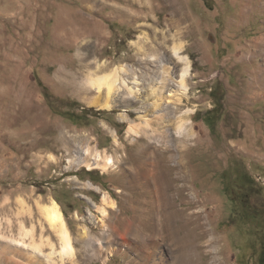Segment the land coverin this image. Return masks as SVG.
<instances>
[{"label": "rangeland", "instance_id": "obj_1", "mask_svg": "<svg viewBox=\"0 0 264 264\" xmlns=\"http://www.w3.org/2000/svg\"><path fill=\"white\" fill-rule=\"evenodd\" d=\"M145 35L163 52L182 40V101H164L180 93L171 77L159 107L84 102L82 61L129 65L142 95L160 81L157 63L137 61ZM108 157L107 168L89 165ZM53 199L74 249L52 264H264V0H0L1 230L18 235L25 208L40 240L38 205ZM4 242L0 264H39L2 254Z\"/></svg>", "mask_w": 264, "mask_h": 264}, {"label": "bare ground", "instance_id": "obj_2", "mask_svg": "<svg viewBox=\"0 0 264 264\" xmlns=\"http://www.w3.org/2000/svg\"><path fill=\"white\" fill-rule=\"evenodd\" d=\"M146 37L147 36L145 35L144 38H142L140 41L135 42L137 48V55L139 57L137 61H140V63L143 65L146 63L154 62L157 63L159 67H161L162 77L160 78V76H158L156 78V79H160L158 83H155L154 85L150 86L149 89L146 91V94L142 95V88L140 87L141 84L140 77L137 74L133 75L131 78H128L126 76L128 72H130L131 70L129 65L123 63L114 66L107 71H104L103 69L106 66L102 65L100 62L85 63V61H82V63L85 64V66H87L88 72L85 74L86 77L78 84H76V88L80 92L81 99L84 102H87L89 105L96 106L106 110H111L114 107H116L119 100L127 103L129 102V100H132L133 98H136L144 103L151 102L153 106L159 107L161 106V104H163L162 96L164 93L165 85L167 81L172 77L176 80L177 84L179 85L180 93L176 94V92L174 93L175 90H171L167 94V96H165L166 99L164 101H167L169 99L168 102H170L172 96L177 95L178 96L176 98L177 104L180 103L182 101L183 96L187 95L189 92L188 78L191 74L190 59L188 56L183 54L184 44L182 40L176 41L174 45L170 47L171 50L168 51L170 56L177 61V64L183 65L180 76L175 77L173 74L174 71L172 66L168 65V62L165 61L166 58L164 54L167 51L165 50V52H163L161 48L162 45L160 44L158 45V47L148 44L149 43V42L147 43L148 38ZM166 38L167 36L164 34V40L162 41V43L166 42L167 40ZM80 54L81 53H79V55ZM61 70L66 73L74 74L72 70H68V69L63 70V68ZM121 90H123L122 95H120ZM146 111L147 109H144L143 111H140L139 114V119H141L142 122L144 121V123H147L148 121ZM122 119L130 120L128 115H123ZM187 122H188L187 117L186 118L183 117L180 119L177 126L179 131H182L183 129L187 128L186 127ZM132 129L136 133H139V130L135 129V127H132ZM188 132L190 133V131ZM99 162L100 159H97V161L93 163L91 162V164L89 165L98 166V164H102L103 167L107 168L113 163V159L108 157L105 158L100 163ZM91 184H92L91 182L88 183V185ZM153 188L154 190H156L157 184L154 185ZM38 206H39L38 208L39 212L46 221V224L41 225L42 230H41L40 240H38V238L35 236L34 233L35 225L33 224L32 228L29 229L27 227V220L23 219L20 215L25 212L23 210H27V209L25 208L20 209L17 212V216H18L17 219L19 220L20 223V233L18 235H16V233H14V231L11 229H10L11 232L9 233H6V231H2L1 230L2 223L0 221V237H4L5 239V242L2 243V249H1L2 254L9 256V252L20 250V252L25 253V256L27 254L29 256L28 258H30L31 260L41 256L38 259L39 264H52V263H56L54 257L56 254L63 257L64 254H68L69 252L73 251L74 248L71 241V234L66 219L64 217L63 211L60 208L59 202L56 199H53L52 202L49 204H39ZM102 213L105 214L106 212L102 211ZM7 219L12 227L13 223L9 215ZM48 230H51V232L57 234L62 244L61 250L56 249V245L52 237L49 234L47 235ZM45 247H49V249L51 250L49 252H45L46 251Z\"/></svg>", "mask_w": 264, "mask_h": 264}, {"label": "trees", "instance_id": "obj_3", "mask_svg": "<svg viewBox=\"0 0 264 264\" xmlns=\"http://www.w3.org/2000/svg\"><path fill=\"white\" fill-rule=\"evenodd\" d=\"M205 122L212 126L214 124V121H212V118L209 117V115L205 118ZM244 180L247 182V178L244 176ZM249 182V181H248ZM243 201L245 203V198H243ZM245 208H247V204H245ZM246 213H250L252 214L251 216H257L259 215V213L257 211H250V212H246ZM254 214V215H253ZM245 216H247V214H244ZM262 218V217H260ZM260 218H257V219H260ZM262 233V232H261ZM261 248H262V251L264 250V242L261 243ZM263 257V256H262ZM262 260V259H261Z\"/></svg>", "mask_w": 264, "mask_h": 264}]
</instances>
